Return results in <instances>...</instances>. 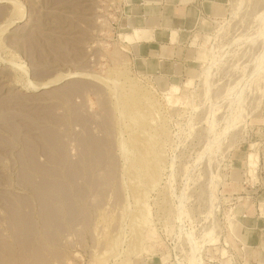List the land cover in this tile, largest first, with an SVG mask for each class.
<instances>
[{"label":"rangeland","instance_id":"1","mask_svg":"<svg viewBox=\"0 0 264 264\" xmlns=\"http://www.w3.org/2000/svg\"><path fill=\"white\" fill-rule=\"evenodd\" d=\"M135 1L0 0V264H247L232 185L264 187V0L201 12L158 72Z\"/></svg>","mask_w":264,"mask_h":264},{"label":"crops","instance_id":"2","mask_svg":"<svg viewBox=\"0 0 264 264\" xmlns=\"http://www.w3.org/2000/svg\"><path fill=\"white\" fill-rule=\"evenodd\" d=\"M222 0H136L133 3L131 24L149 31V38L136 44V61L146 72H158L171 63L177 44L184 41V33L192 31L201 12L217 16L222 12ZM177 32L173 40V32ZM264 187L248 190L241 183L232 185V193H253L249 200L242 197L235 216V236L242 245L247 264H264ZM250 195V194H249ZM251 196V195H250Z\"/></svg>","mask_w":264,"mask_h":264},{"label":"bare ground","instance_id":"3","mask_svg":"<svg viewBox=\"0 0 264 264\" xmlns=\"http://www.w3.org/2000/svg\"><path fill=\"white\" fill-rule=\"evenodd\" d=\"M59 82H60V81H58V83H59ZM53 83H54V82H53ZM49 84H51V83L44 84L43 86H48ZM54 84H55V83H54ZM41 87H42V86H41ZM38 88H39V86H38V87H35V89H38ZM135 144H136V141H135L134 145H135ZM146 145H147V144H146ZM143 147H144V148H143V152L140 151V153H141V157H140V160H141V161H140V162H141V164L144 163V162H145L144 164H146L147 162H149V161H147V160H148V159H147V158H148V153H149L148 150H149L151 147L149 148V145H147V146H144V145H143ZM141 148H142V147H141ZM134 150H135V149H134ZM135 151H136V150H135ZM137 152L139 153V150H138ZM137 152H136V153H137ZM147 152H148V153H147ZM140 153H139V154H140ZM142 153H143V154H142ZM151 154H152V153H151ZM138 159H139V158H138ZM138 162H139V161H138ZM144 164H142V165H144ZM147 164H148V163H147ZM147 164H146V165H147ZM146 165H145V167H146Z\"/></svg>","mask_w":264,"mask_h":264}]
</instances>
